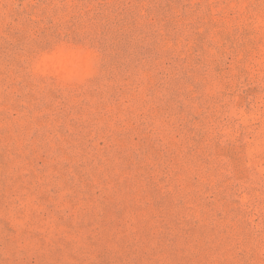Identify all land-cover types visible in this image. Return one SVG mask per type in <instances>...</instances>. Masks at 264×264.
<instances>
[{
	"label": "rangeland",
	"instance_id": "374dc122",
	"mask_svg": "<svg viewBox=\"0 0 264 264\" xmlns=\"http://www.w3.org/2000/svg\"><path fill=\"white\" fill-rule=\"evenodd\" d=\"M0 264H264V0H0Z\"/></svg>",
	"mask_w": 264,
	"mask_h": 264
}]
</instances>
